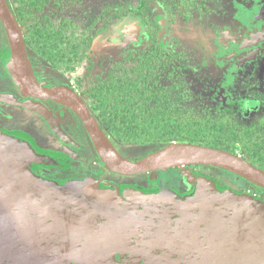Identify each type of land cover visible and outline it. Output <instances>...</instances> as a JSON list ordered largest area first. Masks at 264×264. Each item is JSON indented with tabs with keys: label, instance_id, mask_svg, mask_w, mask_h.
<instances>
[{
	"label": "rangeland",
	"instance_id": "1",
	"mask_svg": "<svg viewBox=\"0 0 264 264\" xmlns=\"http://www.w3.org/2000/svg\"><path fill=\"white\" fill-rule=\"evenodd\" d=\"M9 1L17 16L21 9L26 12L20 17L29 33H32L33 28L39 26L40 22L49 21L50 24L47 25L52 29L66 22L70 24V29H64L65 42L72 40L81 43L78 52L83 60L73 63L69 69L61 48L58 51L55 50L57 47L45 50L44 59L38 61L36 66L39 74L45 77L46 84L66 88L71 86L78 92H88L96 82L106 79V75L116 63L127 58V51L135 49L134 53L137 54L154 45L162 46L188 58L184 62L183 77L188 90V104L195 103L201 110L211 112L233 107L238 114L236 119L242 126L256 123L264 116V0H197L202 1V11H194L195 17L185 22H181L183 17H177L176 24L167 21L164 10L154 0H145L146 6L148 2L150 4L149 9L145 6L143 12L136 14L129 12L133 8L138 9L142 0H40L38 9L27 5L36 0ZM28 10L32 14H27ZM147 10H151L152 14ZM81 40L86 41L84 43ZM8 41L5 27L0 20V61L3 63H8L7 56H4ZM8 60L11 61V57ZM8 74L16 80L18 87L21 86L14 66ZM3 98L9 99L8 96ZM86 99L88 103L92 101L90 97ZM14 143L19 154L32 153L28 144L18 141ZM118 144L126 159L132 162L140 161L159 149ZM189 170L203 176L198 180V184L208 187L216 196L220 195V200H230L228 193L235 196L248 195L264 206V190L257 191L258 187L253 184L249 187L251 183L230 172L206 166H195ZM169 174L168 170H162L153 172V177L143 173L132 176L112 174L110 178L124 189L130 188L128 199L145 203L146 199L155 196L151 192L153 184L149 181L156 180L171 191L178 189L180 179ZM198 190L199 188L192 186L190 197L176 200L181 208L173 209L172 203L163 202L164 213L161 218H157L154 232H163V229H166L168 232L191 236L193 231H185L180 225L184 224V228L187 226L191 229L194 224L198 228L197 210L192 209L193 204H190L191 210L188 212L182 206L193 200L203 207L206 196ZM109 191L110 196L118 195L121 198L115 190ZM168 194L176 197L174 193ZM147 213L148 216L151 215L149 210ZM157 215L155 211V216ZM2 216L1 214L0 221ZM149 222L148 218L147 223L143 225L128 222L126 227L145 231ZM112 223L115 224V218ZM2 230L8 237V230ZM199 232L200 228L196 230V233Z\"/></svg>",
	"mask_w": 264,
	"mask_h": 264
},
{
	"label": "water",
	"instance_id": "2",
	"mask_svg": "<svg viewBox=\"0 0 264 264\" xmlns=\"http://www.w3.org/2000/svg\"><path fill=\"white\" fill-rule=\"evenodd\" d=\"M0 20L12 48L16 77L25 95L52 100L73 111L82 120L99 158L111 172L132 176L178 167H215L264 190L263 169L240 155L217 148L174 143L140 161L126 159L117 151L77 93L70 89H50L40 85L28 57L22 27L8 0H0ZM14 170L17 171L15 167ZM20 186L22 190L16 195L18 198L15 201H20L18 206L10 194L14 192L5 189L0 191V201L7 219L4 229H28L27 244L32 245V229H60V249L57 252L63 255L60 257L62 262L102 264L104 261L110 263L115 260V256L120 255L124 264H264V206L253 196L228 193L230 200H220V195L216 196L208 187L199 185L198 191L206 196V206L203 208L192 200L182 207L188 212L191 210L190 204H193L192 209L197 210L200 232L196 233L198 228L194 224L191 229L181 224V229L193 231L191 236H186L185 233L168 232L166 229L163 232H144L126 227L128 222L143 225L148 218L151 227L148 230L154 231L157 218H161L164 213L163 202L172 203L173 209L181 208L172 194L167 198V194H161L146 199L145 203L152 215L148 216L147 211H127V206L124 208L118 195L110 196L108 192L111 191H98L91 184H69L61 190L34 181H23L18 188ZM27 203L29 212L19 211L18 208L26 207ZM117 210L124 214L130 213L131 218L114 217L113 213ZM114 218L115 224L112 223ZM78 229L87 232H69ZM48 233L44 232L45 236ZM86 243L92 248L85 250ZM45 251L50 250L46 247ZM47 258L44 257V260L49 261Z\"/></svg>",
	"mask_w": 264,
	"mask_h": 264
},
{
	"label": "flooded vegetation",
	"instance_id": "3",
	"mask_svg": "<svg viewBox=\"0 0 264 264\" xmlns=\"http://www.w3.org/2000/svg\"><path fill=\"white\" fill-rule=\"evenodd\" d=\"M36 1L38 3L37 6H39L40 0ZM193 1L198 5H203L201 4L202 1ZM8 3L18 22L20 23L18 16L13 10L9 0ZM47 24H50V22H40L39 26L41 27V25L43 26ZM20 25L22 27L28 57L31 61L33 71L40 85L50 89L64 88L74 91L83 99L87 107L90 109L92 115L96 117L92 112L90 104L88 101H86V98L90 96L86 91L83 93L78 92L75 87L71 86L66 88L59 87L55 84H46L45 77L39 74L36 66V63L38 61H42L45 57V50L43 47L44 44L41 38H38L34 35V32L29 33L25 29L24 25ZM135 27L137 26L135 25ZM55 29L57 34H59L60 26ZM33 40L35 41L34 45L31 43ZM58 41L59 37L54 38L55 44H58ZM7 45L8 48L5 49L4 56H7L8 63H3L0 61V176H2L0 179V191L5 189L14 192L10 194L12 200L15 202L18 198L16 195L20 190H22V186H20V188H18V186L23 181H34L40 184L48 185L49 187L58 190L67 187L69 184H91L94 188L101 192H107L109 190H115V192L117 191L120 194V199L123 202L124 208L127 206V211L132 210L136 213L146 212V209L148 211L149 208L146 203H136L133 200L127 198L130 188L124 189L111 180L110 175L116 173L108 170L103 164L93 146L92 140L82 120L73 111L52 100H42L32 96H27L23 92L22 86L18 87L16 85V80L12 79L8 74L10 68L15 66V64L10 41H8ZM74 48L75 47L73 44L70 48V52H72ZM8 49L9 51H7ZM40 50L42 51L40 52ZM55 50L58 51L59 46H57ZM9 57H11V61L8 60ZM1 96H8L9 99H5ZM97 121L102 128L101 122L98 119ZM102 130L110 138L117 151L123 157L127 158L126 155L120 150L118 143L121 142L110 136L109 133L103 128ZM84 132L86 133L84 134ZM14 141L28 144L32 150V153H22V155L19 154ZM6 145L10 146L11 148L7 147ZM158 150H160V148L156 151ZM14 167L17 169V171L14 170ZM183 168L186 170L181 171V167L168 170L170 176L173 175L175 178H178L181 181L177 190L171 191V189L165 188L166 185L162 186L156 182V180H148L150 184H153V189L151 192L155 195L167 194L165 195L166 198L167 196L171 195L168 194L171 192L176 195V199L178 200L184 199L185 196L190 197L191 195H189V192L191 191L192 186L199 188L198 180L203 176L191 173V170H189L191 167ZM148 174H150V177H153V172ZM162 174L164 173L162 172ZM188 178H192L194 180L190 181ZM201 186L202 185H200V187ZM19 202L20 201L15 202L16 206H18L17 204H19ZM28 207L29 204L27 203L26 207L23 206L22 208L18 209L19 211L29 212ZM3 208L4 205H2L0 201V215H3L0 221V264H89L82 261L62 262L60 257L63 255L57 252V249H60V229L56 230L54 227L47 230L40 229V231L39 229H32L31 234H33L34 237L32 240L34 245L27 244L29 238L28 229L8 230V237L5 236V232H3L2 228H5V221L7 222V219L4 215L5 212L3 211ZM113 216L131 218L130 213L124 214L119 210L114 212ZM168 221H170L169 218ZM44 232L49 233L47 236H45ZM69 232L80 233L87 231L78 229L69 230ZM144 232L154 231L145 229ZM75 241L78 242V240ZM46 247L50 251L46 252ZM84 248L86 250V248L91 249L92 247L86 243V245L84 244ZM38 251H41L42 253ZM44 257H48L49 259H47L49 261H45ZM124 259H127V257ZM102 264H124V260L122 261L120 255H117L115 256L114 261H111L110 263L108 261H104Z\"/></svg>",
	"mask_w": 264,
	"mask_h": 264
},
{
	"label": "trees",
	"instance_id": "4",
	"mask_svg": "<svg viewBox=\"0 0 264 264\" xmlns=\"http://www.w3.org/2000/svg\"><path fill=\"white\" fill-rule=\"evenodd\" d=\"M154 2L162 7L170 23H175L179 16L183 17L181 22H185L194 16V11H202V6L193 0ZM145 4V0H142L140 7L133 8L129 13L143 12ZM27 5L39 8L37 1ZM148 5L146 7L149 9ZM148 11L152 14L151 10ZM18 13L20 24L24 25L21 17L26 12L21 9ZM27 14L32 12L28 10ZM64 29L69 30L70 24L63 22L59 34L49 25L37 26L33 32L41 38L44 50L57 46L61 48L69 69L72 63H80L83 58L78 52L81 43L72 40L65 42ZM56 37H59L58 44L54 42ZM31 43L34 45L35 41ZM73 44L75 48L70 52ZM127 55V58L115 64L105 80L96 82L87 92L92 100L89 103L92 112L110 136L121 143L143 147L163 148L178 142L217 148L240 154L264 170V116L256 123L242 126L236 119L238 114L233 107L211 112L201 110L195 103L188 104V90L183 78L184 62L188 58L182 53L154 45L137 54L131 49Z\"/></svg>",
	"mask_w": 264,
	"mask_h": 264
}]
</instances>
